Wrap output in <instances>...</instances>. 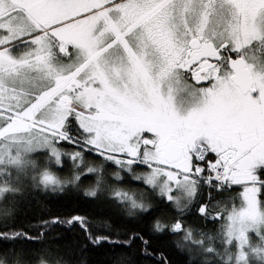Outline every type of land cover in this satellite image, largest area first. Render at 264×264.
Wrapping results in <instances>:
<instances>
[{"label": "snow or ice", "instance_id": "snow-or-ice-1", "mask_svg": "<svg viewBox=\"0 0 264 264\" xmlns=\"http://www.w3.org/2000/svg\"><path fill=\"white\" fill-rule=\"evenodd\" d=\"M0 264H264V0H0Z\"/></svg>", "mask_w": 264, "mask_h": 264}]
</instances>
